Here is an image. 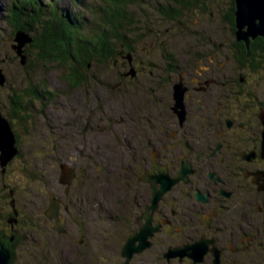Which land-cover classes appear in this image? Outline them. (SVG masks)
Returning <instances> with one entry per match:
<instances>
[{
    "label": "flooded vegetation",
    "instance_id": "1",
    "mask_svg": "<svg viewBox=\"0 0 264 264\" xmlns=\"http://www.w3.org/2000/svg\"><path fill=\"white\" fill-rule=\"evenodd\" d=\"M158 12L169 18L164 7ZM168 27L183 37L172 21ZM188 27L194 35L203 34L201 28ZM204 30L207 45L197 40L184 52L168 49L152 57L122 54L127 59L121 65H117L121 57L115 59L118 83L112 86L115 90L106 84L108 91L119 94L129 91L131 95L135 93L132 96H137L139 102H147L139 105L137 100L130 112L124 109L125 104L118 110L116 102L109 103L107 93L94 88L98 96L88 104L90 110L94 107L90 115L98 113L95 109L102 110V114L101 122L94 120L99 124L92 127L93 131H108V136L116 140L111 143L116 153L110 148L108 155L94 153L100 158L95 159L97 162L90 160L93 155L90 159L83 155L87 164L67 162L76 169V178L69 188L59 182L67 191L64 197L55 196V191L49 192L58 199L57 214L47 215L50 200L42 201L46 192L29 188L31 194L26 198L23 189V192L17 191L16 179H12L10 171L22 155V149L19 133L10 121L20 153L5 167L0 161V246L10 250L13 264L21 241L29 243V233H38L37 241L41 245L52 246L51 239H43L42 235L63 232L56 230L57 219L64 220L63 228L67 230L66 220L70 215L81 216L83 236L99 240L92 247L101 255L98 264H110L112 249L122 258L130 235L139 237L150 232L149 246L138 254L153 253L162 257L165 264H264V93L260 97L257 89L249 88L250 80L255 77L250 74L235 77L231 61L227 66L220 61V34L215 27ZM240 43L245 44L236 40L234 32L233 59L237 68L261 70L264 49L258 56L249 52L244 58L238 52ZM95 79L102 81V76ZM91 82L94 85V79ZM177 85L184 89L183 107L176 105ZM11 101L7 113L0 106L3 115L10 120V113L18 106L21 122H31L28 115L33 117L37 108L31 106V112L27 113L26 104ZM78 118L85 124L90 123L83 117H75V121ZM81 135L76 134L79 138ZM82 141L88 145L86 140ZM110 155L116 156L115 163L108 162ZM69 157L74 160L73 153ZM107 165L112 166L109 169ZM78 168L83 171L80 177ZM93 168L96 169L94 177ZM92 180L98 183L96 190H101L98 199L92 197L95 191ZM162 186L166 191L155 207L154 199ZM85 203L87 209H84ZM32 242L36 243V239ZM140 243L136 240V246ZM196 243L205 249L199 261L188 255L169 260L165 257L171 247ZM124 262L125 259L120 264Z\"/></svg>",
    "mask_w": 264,
    "mask_h": 264
},
{
    "label": "rangeland",
    "instance_id": "2",
    "mask_svg": "<svg viewBox=\"0 0 264 264\" xmlns=\"http://www.w3.org/2000/svg\"><path fill=\"white\" fill-rule=\"evenodd\" d=\"M81 1V4H75L73 0H64V11L61 16H63L64 13L82 15L87 21H92V16L90 15V11L87 10V5L90 2L100 3L102 0ZM137 1V3L128 7V12L133 19V22L130 25L131 29L126 33L127 42L132 45L131 50L126 48L130 55L135 53L134 55L137 56L152 57L162 55L164 52L168 51V49L184 52L189 44L197 43V40L201 44L205 43V45H207V38L206 34L204 36V29L207 28L208 31V29L211 30L212 26H214L216 33L220 34L218 37L220 45V51L219 49L218 51L221 55L219 56L220 61H223L225 66L228 65L227 62L231 61L233 67L235 66V77L240 76V74H250V76L252 75L255 77L253 80H250L249 88L257 89L260 97L261 94L264 93V67L257 72H252L248 69L241 70L240 68H237V63L233 59L234 46L232 43L234 35L229 24L225 21V15L230 8V0H204L199 6H194L190 8L189 11H184L180 21H185L187 25L182 23V26H177V30L181 32L183 37L177 32V34L173 32L175 35L171 34L172 31L167 27L171 24V21L174 24V22L176 23V19L178 20L179 18H174L170 21L169 18L162 17L163 14L158 12L159 8H157L156 5L163 6L168 3L167 0H151V2L150 0ZM6 2L0 0L1 4H5ZM42 3L45 12L48 11L49 8L47 6V1L43 0ZM208 11H210L211 14L208 13ZM9 14V12L5 13L4 19L0 20L1 66L8 79L5 86H0V106L3 107L2 109L6 113L9 112L8 107L11 106L10 97L15 95H17L18 98H22L21 103L26 104L25 101L29 98L25 95L30 92L32 87L39 86L43 89L44 85H42V83L48 85L49 91H51L53 87V91H60L61 88L65 87L72 91L69 98H65L63 96L64 93L61 92V94H57V98L54 97L51 100L44 98L43 102H40L39 100L33 99V102L30 105H26V107H31L32 104L35 105L37 108L35 110L36 113L33 114L35 117L28 115L31 122L26 124H24V121L21 122V114L16 108V111L12 110L10 113V119L13 120V123L15 124L14 128L19 133L20 146L22 149V155L20 154V157L11 165L10 175L12 179H16L15 186L18 192H23V189L24 192H26V198H28V194H31L30 189L46 192L47 195L42 196V201L45 202L49 200V196L51 195L49 192L53 193V191H55V196L59 197H64L65 193H67L62 185L59 184L61 163H70L73 161L78 165L82 163L87 164L86 162L88 160H85L83 155L87 158H89L90 155H93L92 159H89L92 162H97L95 159L100 158L97 157L96 154L94 155V153L96 152L99 155H103L104 152H107L108 155L110 148L111 151L114 149L116 153L115 147L113 148L111 145V143L114 144L116 140L114 141L113 137L108 136V131H93L94 129L92 127L99 124L98 122H94V120L100 121L99 117L102 114V110H98V112L100 111L99 113H96L94 116L90 115V112L94 110V108L90 110L88 104L92 102L91 98L98 96V92L94 88L96 87L100 93H107L109 103L116 102L114 104L120 107L118 110L121 109L122 104H125L126 107L124 109L130 112L133 104H137L138 98L137 96H132L135 93L131 95L129 91H121L120 94L108 91L106 84H109V89L113 90L115 87L112 88V86H115L116 83H118L116 76L118 70L117 65H121V61L127 59L126 57L122 58L121 56H127L128 54H124V50L119 48H117L120 50L118 56L121 58L117 65L112 62L100 63L92 61L93 71H86L88 84L87 86H77L78 92H76V87L72 88L67 82L66 77L68 67L66 66V62L58 60H39V50L37 47H33L28 51V62H31L29 66L30 69L22 65L20 58L16 56L11 48L15 31L12 20L8 17ZM43 17H47V15H44ZM30 19L33 20L32 18ZM21 21L23 22V20ZM25 21L26 19L24 22ZM34 25H38V23H35ZM188 26L191 28H201L203 34L194 35ZM86 29H88V27H85V30ZM189 31L191 33H189ZM31 35L35 36L37 33L32 31ZM154 41L155 44L152 46ZM178 54L182 55L181 53ZM100 75L102 76V81H97L95 78L100 79ZM110 78L113 79V81L109 80ZM92 79H94V85H92ZM122 93H124V96H122ZM18 98L17 100L19 101ZM142 101L144 102L145 100ZM143 102H139V105L143 104ZM38 109L39 111H37ZM109 114L117 116V114L113 112H110ZM75 117H83L84 120L90 121V123L85 124L81 122L84 127L79 126L76 129L75 123H80V120L78 118L75 121ZM122 118L124 119V116ZM122 128L124 130L123 125ZM107 130L110 129L107 128ZM123 130H121L120 133H122ZM69 133H72V135ZM75 133H82V135L79 138ZM70 138L71 140H69ZM82 140H86L85 142L88 143V145L86 146ZM104 141L105 145L102 143ZM79 146L82 147V150L79 149ZM71 153H73L74 160L69 159ZM115 157L116 156L114 155H110L107 159L108 162L115 163ZM107 166V168L110 169L112 165ZM39 167L40 170H36ZM95 170V168L92 169V177L95 176ZM37 172L40 173L36 175ZM79 173L82 174L83 171H78L80 177ZM96 179H98V176H96ZM71 184L67 185V188H69ZM91 185L94 186L92 183ZM99 186L101 187V183ZM96 187H98V185H95V191L92 192V197L98 199L97 196H100L101 190L100 188L96 190ZM78 194H80V192H78ZM85 204L86 207L84 206V209H87L88 205L87 203ZM66 221L67 230L62 233L54 232L55 235L53 236L42 235L43 239L46 237L51 239L52 246L49 244H45V246L41 245L42 242H39V240L37 241L38 233H29V243L21 241V248L17 247V256L14 264H98L101 255H99L98 249L93 251L92 247L93 243H97L99 240L96 239V241H93L92 239H89L87 235H82L84 222L80 215H70V218ZM34 238L36 239V243L32 242L35 240ZM49 251L51 252V255H49ZM136 255L137 256L131 261V264H165V261L161 260L162 257L155 256L153 253L144 255L137 253ZM110 258V264H120L123 262V259H125L123 257L122 259L121 255L116 253L115 249L111 250ZM145 258L147 261H144ZM103 259L106 258L103 257ZM174 264H178V262Z\"/></svg>",
    "mask_w": 264,
    "mask_h": 264
},
{
    "label": "trees",
    "instance_id": "3",
    "mask_svg": "<svg viewBox=\"0 0 264 264\" xmlns=\"http://www.w3.org/2000/svg\"><path fill=\"white\" fill-rule=\"evenodd\" d=\"M33 1L39 4L43 0ZM167 1L168 3L163 6H156L159 9L164 7V13L171 20L179 18L178 20L176 19L177 24L174 22L173 25L180 27L183 23L180 21V18L184 11H189L190 8L199 6V3L204 0ZM73 2L76 4L82 3L81 0H73ZM137 2V0H102L100 3L90 2L91 4L88 3L87 5V10L90 11V15L92 16V21L90 22L83 18L82 15L64 13L63 16L57 17L49 9L46 11L47 17L40 16L33 18V20L19 12L15 16L10 14L8 17L12 20L14 31L23 29L30 34L32 31L37 33V35L33 36L35 39L33 46L39 50V60L66 62V66L68 67L67 82L72 88H77V86H87L88 76L86 71H93L92 61L100 63L112 62L114 64L115 59L120 54V50L117 48L124 50V54H129L126 48L130 49L132 45L127 42L126 33L131 29L130 25L133 19L128 12V7ZM235 10V1L230 0V8L225 15V21L232 27L233 35L236 31ZM25 19L26 21L24 22ZM35 23H38V25H34ZM85 27H88V29L85 30ZM263 43L260 37L251 42L250 49L245 44L240 43L242 45L238 48V52L244 58L248 56L249 52L252 53V56H258L259 52L264 49ZM30 64L31 62H28L26 65L29 69ZM42 85H44L43 89L39 86L32 87L30 92L25 95L29 98L25 101L26 105H30L33 99L43 102L44 98L51 100L54 97L53 89L49 91L48 85L45 83H42ZM17 98V95L11 96L10 100H12L13 104L21 103L22 98L19 97V101ZM27 107L26 110L29 112L31 107ZM32 108H35L34 104H32ZM16 110H18V106ZM10 121L13 122L11 119ZM92 184L98 185L95 180H92ZM10 264H13V262H10Z\"/></svg>",
    "mask_w": 264,
    "mask_h": 264
},
{
    "label": "water",
    "instance_id": "4",
    "mask_svg": "<svg viewBox=\"0 0 264 264\" xmlns=\"http://www.w3.org/2000/svg\"><path fill=\"white\" fill-rule=\"evenodd\" d=\"M6 3H0V20L4 19L5 13H10L15 16L18 12L27 15L29 18H36L46 15L43 3H34L35 1L30 0H4ZM48 3V8L53 11L57 17H61L64 6V0H46ZM235 1V36L236 40L239 42H244L246 47L249 48L251 41L257 39L258 37L264 38V0H234ZM9 14V15H10ZM14 39L11 44L16 56L20 58L22 65L26 66L28 62V51L33 48L35 39L33 36L23 29H18L14 32ZM2 60L0 58V86H5L7 84V76L4 69L1 66ZM130 72L133 74L134 70L131 69ZM183 94L184 89L177 85L175 87L174 97L176 100V105L178 107H183ZM184 118V112H183ZM264 122V116L262 115ZM20 153L17 145V138L13 130V125L10 120L3 115L0 110V161L1 166L5 167L15 156ZM76 176V171L74 168L61 163L60 164V178L59 182L61 184L70 185ZM166 191V187L162 186L158 195L155 196L154 206L156 207L157 202L161 195ZM50 205L47 215L57 214L58 212V199L50 195L49 196ZM14 206V201H12ZM51 211V212H49ZM64 220L57 219L56 230L58 232L64 231ZM152 235L150 233H143L139 237H134L130 235L122 251V256L125 258L123 264H129L130 260L136 253L142 252L150 244L149 237ZM136 240H140V246H136ZM203 245L196 243L193 245H186L184 247H171L165 254V257L169 260L171 258L180 257L188 255L192 257L195 261H199L202 258L205 249L202 248ZM11 252L8 248L1 245L0 246V264H10L11 262Z\"/></svg>",
    "mask_w": 264,
    "mask_h": 264
},
{
    "label": "bare ground",
    "instance_id": "5",
    "mask_svg": "<svg viewBox=\"0 0 264 264\" xmlns=\"http://www.w3.org/2000/svg\"><path fill=\"white\" fill-rule=\"evenodd\" d=\"M150 2H151V0H150ZM76 4V3H75ZM93 6V5H92ZM124 7V6H123ZM156 8V7H155ZM169 8V7H168ZM106 10V9H105ZM141 10V9H140ZM168 11V10H167ZM173 11V10H172ZM160 13V12H159ZM93 14V13H92ZM98 14V13H97ZM137 16V15H136ZM125 19V18H124ZM159 19V18H158ZM99 20V19H98ZM104 23V22H103ZM105 25V24H104ZM158 25V24H157ZM168 27V26H167ZM45 28V27H44ZM169 29H170V27H168ZM54 30V29H53ZM173 33V31L171 32V34ZM131 49V48H130ZM75 89H77V88H75ZM61 92H63L64 94H63V96L65 97V98H69L70 97V94H71V90H69V88H67V87H65V88H61L60 89V91H56V92H54V96H55V98H57V94H61ZM76 92H78V89L76 90ZM53 95V94H52ZM48 102V101H47ZM92 107H93V105H92ZM94 108V107H93ZM90 109V108H89ZM96 110V112H98V110H100V109H95ZM101 111V110H100ZM99 111V112H100ZM98 112V113H99ZM80 123H75V128L77 129V127H79V126H83L84 127V125L82 124L83 123V120H80L79 121ZM82 122V123H81ZM122 125H123V123H122ZM120 126V125H119ZM118 126V127H119ZM64 164H66V165H68L67 163H64ZM69 167H71V166H69ZM73 168V167H72ZM62 185H65V184H62ZM102 236V235H101Z\"/></svg>",
    "mask_w": 264,
    "mask_h": 264
}]
</instances>
